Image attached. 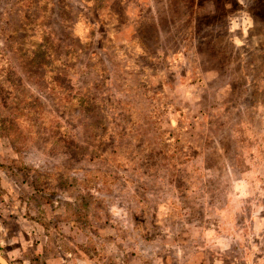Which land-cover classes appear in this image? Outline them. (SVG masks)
Returning <instances> with one entry per match:
<instances>
[{"label": "rangeland", "instance_id": "obj_1", "mask_svg": "<svg viewBox=\"0 0 264 264\" xmlns=\"http://www.w3.org/2000/svg\"><path fill=\"white\" fill-rule=\"evenodd\" d=\"M0 264H264V0H0Z\"/></svg>", "mask_w": 264, "mask_h": 264}]
</instances>
